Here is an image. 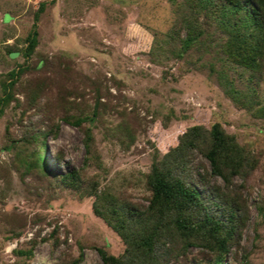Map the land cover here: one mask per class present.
I'll return each mask as SVG.
<instances>
[{
	"label": "rangeland",
	"instance_id": "rangeland-1",
	"mask_svg": "<svg viewBox=\"0 0 264 264\" xmlns=\"http://www.w3.org/2000/svg\"><path fill=\"white\" fill-rule=\"evenodd\" d=\"M196 1L0 0V94L20 67L0 112V264H67L78 252L76 264H101L96 247L120 254L93 194L60 175L76 170L83 190L146 204L154 155L186 126L214 121L257 158L240 188L247 224L219 264H264V55L260 71L226 59L215 0ZM93 106L92 119L70 121ZM170 262L218 261L190 247Z\"/></svg>",
	"mask_w": 264,
	"mask_h": 264
},
{
	"label": "trees",
	"instance_id": "trees-1",
	"mask_svg": "<svg viewBox=\"0 0 264 264\" xmlns=\"http://www.w3.org/2000/svg\"><path fill=\"white\" fill-rule=\"evenodd\" d=\"M217 1L214 2L221 14L219 24L227 33L220 44V52L228 60L260 71L264 55V0ZM43 3H38L25 36V56L35 47L36 20ZM18 69L11 68L7 72L8 80L2 82L0 112L10 99L9 87ZM96 113V106H93L90 115L82 114L70 121L78 124L92 119ZM47 131H42L41 135ZM90 131L89 127L84 128L86 148ZM40 157L37 153L38 166H41ZM256 163L257 158L251 150L239 143L233 132L214 121L209 126L201 123L186 126L173 144L154 155L145 176L149 189L146 204L138 205L107 189L83 190L76 170L61 174L60 180L66 186L93 194V213L124 244L117 255L96 247L101 264H171V259L188 252L190 247L211 252L219 264L221 256L238 244L247 224L248 207L240 188ZM217 178L221 182H216ZM81 256L78 252L67 264H76Z\"/></svg>",
	"mask_w": 264,
	"mask_h": 264
}]
</instances>
